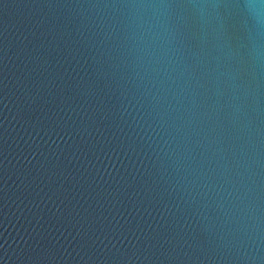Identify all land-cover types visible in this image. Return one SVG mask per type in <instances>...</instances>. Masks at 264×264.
<instances>
[{"label":"water","instance_id":"95a60500","mask_svg":"<svg viewBox=\"0 0 264 264\" xmlns=\"http://www.w3.org/2000/svg\"><path fill=\"white\" fill-rule=\"evenodd\" d=\"M0 264H264V0H0Z\"/></svg>","mask_w":264,"mask_h":264}]
</instances>
